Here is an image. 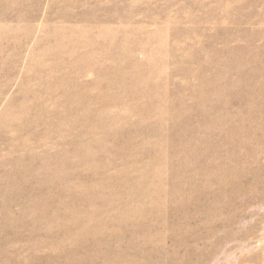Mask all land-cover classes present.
Returning <instances> with one entry per match:
<instances>
[{"label": "rangeland", "instance_id": "1", "mask_svg": "<svg viewBox=\"0 0 264 264\" xmlns=\"http://www.w3.org/2000/svg\"><path fill=\"white\" fill-rule=\"evenodd\" d=\"M0 264H264V0H0Z\"/></svg>", "mask_w": 264, "mask_h": 264}]
</instances>
